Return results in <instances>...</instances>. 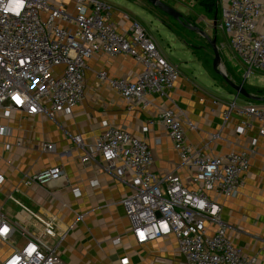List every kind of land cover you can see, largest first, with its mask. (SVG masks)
Wrapping results in <instances>:
<instances>
[{"label": "built area", "instance_id": "2783aa9c", "mask_svg": "<svg viewBox=\"0 0 264 264\" xmlns=\"http://www.w3.org/2000/svg\"><path fill=\"white\" fill-rule=\"evenodd\" d=\"M112 5L104 0H0V116L19 110L25 115L69 113L83 97L88 60L96 53L129 55L142 63L136 79L110 77L104 71L96 76L125 100L141 103L146 96L164 93L179 78L156 42L127 13L129 22L119 31L111 22ZM264 0H227L221 8L218 26L231 33L230 47L246 69L264 73V25L261 19ZM214 20L208 23L212 27ZM238 111L253 117L264 136V105L239 106ZM160 123L177 151L181 164L192 170V180L184 183L175 173L156 175L151 170L152 153L147 142L125 129L106 126L92 143L81 136L72 137L83 163L100 158L103 168L127 181L130 192L121 203L138 244L173 235L179 251L189 264H252L228 237L225 227L217 225L207 232V223L217 216L219 206L208 192L235 196L243 185L249 167L248 152H228L210 156L185 141L184 120L173 108L162 109L146 121L141 130ZM250 124L242 121L243 133ZM5 127L0 126V134ZM53 144L42 149L52 151ZM0 143V159L9 151ZM65 176L61 165L25 174V185L43 186ZM3 175L0 173V181ZM43 234L54 236L51 222L44 221ZM19 233L24 242L13 245L2 264H67L40 237L30 236L15 227L0 209V240L12 241ZM14 243V242H13ZM128 264V259H121Z\"/></svg>", "mask_w": 264, "mask_h": 264}, {"label": "crops", "instance_id": "0c3cea01", "mask_svg": "<svg viewBox=\"0 0 264 264\" xmlns=\"http://www.w3.org/2000/svg\"><path fill=\"white\" fill-rule=\"evenodd\" d=\"M215 1V13L211 12L212 18L205 20L207 27L215 16L219 27L218 7L221 10L227 2ZM187 2L201 4L200 0ZM122 15V11L114 9L110 14V22L119 31H124L129 24ZM261 22L264 25V12ZM209 28L215 33L213 27ZM220 45L224 57L221 55L218 66L221 61L227 77L239 84L237 75L245 67L230 45L227 49L223 43ZM229 53L241 66L229 61ZM142 69V63L132 56L98 52L88 60L83 97L69 113L28 116L15 110L9 117L1 115L0 126L5 127V133L0 134V143L10 145L4 157L11 164L0 159L3 175L0 209L15 227L40 237L48 246L57 245L58 255L67 264H121L123 258L128 259V264H189L173 235L143 244L136 242L121 203L130 192L127 181L106 171L99 157L89 163L81 162V153L75 149L72 139L79 135L92 143L107 125L125 129L147 142L152 153L150 168L156 175L175 173L189 184L192 170L181 164L164 127L157 122L145 133L141 130L147 119L162 109L173 108L182 115L185 141L191 147L210 156L248 152L249 167L238 193L224 197L208 192V198L219 206V211L207 223V232L223 225L233 244L252 264H264V136L259 135V125L253 117L238 111L239 106L264 102V99L240 98V94H235L232 101L225 100L201 91L180 73L171 89L147 95L142 107L141 103L125 100L96 76L98 71H104L110 77L134 80ZM248 93L264 98L252 91ZM242 121H248L250 126L239 133L237 128ZM47 143L54 145L52 151L42 149ZM55 165H61L65 171L61 179L43 186L23 183L25 174ZM44 221L52 223L54 236L43 234ZM12 238L8 242L0 240V264L13 245L19 247L24 242L18 232Z\"/></svg>", "mask_w": 264, "mask_h": 264}, {"label": "rangeland", "instance_id": "374dc122", "mask_svg": "<svg viewBox=\"0 0 264 264\" xmlns=\"http://www.w3.org/2000/svg\"><path fill=\"white\" fill-rule=\"evenodd\" d=\"M112 5V9L127 13L130 20H136L142 28L151 35L159 50L167 61L177 66L179 72L195 83L201 91L232 101L236 92L227 84L224 76L213 68V50L207 40L195 30H190L178 20L152 5L147 0H104ZM181 13L182 21L188 25L203 30L211 39L216 34V47L220 56L224 55L221 43L226 47L230 44L231 33L220 27L214 33L207 27V19H211V12L203 4L193 5L188 0H161ZM201 1V0H200ZM203 1V0H202ZM187 3V4H186ZM218 19H221V10L218 7ZM203 18V20H202ZM206 20V21H205ZM206 24V25H205ZM229 56V57H228ZM224 57V56H223ZM229 61H235L241 66L238 59L227 54ZM219 69L225 68L220 61ZM227 73V72H224ZM237 75V74H236ZM238 80L243 83L247 92L264 96V73L252 70L246 75V69L238 74ZM241 98L242 96L239 95ZM264 105L263 101H254Z\"/></svg>", "mask_w": 264, "mask_h": 264}, {"label": "water", "instance_id": "95a60500", "mask_svg": "<svg viewBox=\"0 0 264 264\" xmlns=\"http://www.w3.org/2000/svg\"><path fill=\"white\" fill-rule=\"evenodd\" d=\"M148 2H150L152 5L156 6L158 9H160L161 11L165 12L166 14L172 16L174 19L178 20L182 25H184L186 28L190 29V30H195L198 31L206 40L207 42L210 44V46L212 47L213 50V54H214V58H213V68L216 72L221 73L224 76L225 81L227 82V84L236 92V95L240 94L243 97L246 98H250V99H254V100H262L264 98H260V97H255L253 95H251L250 93H248L244 88H243V83L240 82L239 84L234 83L233 81H231L229 79V77H227V75L222 72L219 67H218V62L221 58L220 53L216 47V34L214 36V38H210L203 30L198 29V27L196 26H192V25H188L186 22L182 21L181 19V13L179 11H177L175 8L167 5L166 3L162 2L161 0H147ZM213 29L216 32L217 29V18L216 16L214 17V21H213Z\"/></svg>", "mask_w": 264, "mask_h": 264}, {"label": "trees", "instance_id": "16d2710c", "mask_svg": "<svg viewBox=\"0 0 264 264\" xmlns=\"http://www.w3.org/2000/svg\"><path fill=\"white\" fill-rule=\"evenodd\" d=\"M201 4L204 5V7L210 11L215 13V9H216V1L215 0H201L200 1Z\"/></svg>", "mask_w": 264, "mask_h": 264}]
</instances>
